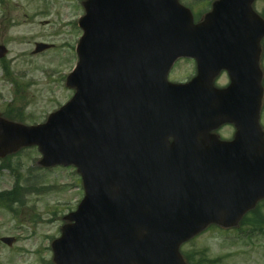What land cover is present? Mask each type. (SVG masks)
<instances>
[{
    "label": "water",
    "instance_id": "obj_1",
    "mask_svg": "<svg viewBox=\"0 0 264 264\" xmlns=\"http://www.w3.org/2000/svg\"><path fill=\"white\" fill-rule=\"evenodd\" d=\"M228 1L234 4L233 0L222 3ZM177 21L174 50L177 55L196 56L200 75L187 89L176 90L175 104L184 91L192 95L201 88L203 79L210 76L207 66L218 68L214 75L226 68L214 55L196 54L203 46L189 42L216 40L226 45L241 36L238 28L212 29V19L193 26L179 5ZM81 26L86 31L80 46L81 64L68 83L78 89L75 99L41 129L29 131L0 121V154L23 143H38L45 164H75L82 173L86 197L78 211L67 217L73 223L63 228L62 238L53 244L56 264H184L179 255L183 242L212 223L236 226L264 198V148L258 125L262 89L257 65L256 72L245 79L234 61L230 88L215 90L212 77L206 90L207 129L235 123L236 140L220 143L208 132L184 136L173 128L175 136L193 137L194 146L201 144L200 136L206 138L209 147L201 144L190 150L189 143L180 138L175 141L180 146L164 151L169 163L162 165L161 147L166 142L157 105L159 60L142 59L143 45L136 39L127 45L128 59L121 65L113 63L109 17L93 7ZM146 47L156 55V44ZM201 105L199 100L197 106ZM71 117L74 132L68 142L60 126ZM171 204L177 210L172 214Z\"/></svg>",
    "mask_w": 264,
    "mask_h": 264
},
{
    "label": "rangeland",
    "instance_id": "obj_2",
    "mask_svg": "<svg viewBox=\"0 0 264 264\" xmlns=\"http://www.w3.org/2000/svg\"><path fill=\"white\" fill-rule=\"evenodd\" d=\"M182 1L194 3V0ZM206 8L197 5L195 13ZM254 9L262 12L264 0H257ZM82 15L78 0H0V43L7 45L15 78L26 88L23 93L15 83L4 80L0 67V112L26 101L28 114L40 123L72 97L73 91L65 87V76L76 64L74 47L81 32L72 24ZM12 22H16L13 27ZM37 42L55 47L34 56L31 51ZM194 73L193 62L182 61L174 66L170 79L184 81ZM227 82L228 78L223 76L218 84L224 86ZM262 118L264 123V115ZM220 135L229 139L233 129L226 127ZM40 158L36 149H28L9 159L10 170H0V192L12 190L16 179L24 187L34 183V190L24 195L23 206H15L13 213L0 208V238L16 239L11 248L0 243V264L50 262L51 242L60 236L64 224L61 218L75 210L83 198L75 169L45 170L38 164ZM35 176L40 178L34 180ZM259 214L264 218V204ZM182 250L183 253L206 251L210 259L219 260L218 264H264V234L254 231L250 224L239 231L213 227Z\"/></svg>",
    "mask_w": 264,
    "mask_h": 264
},
{
    "label": "bare ground",
    "instance_id": "obj_3",
    "mask_svg": "<svg viewBox=\"0 0 264 264\" xmlns=\"http://www.w3.org/2000/svg\"><path fill=\"white\" fill-rule=\"evenodd\" d=\"M161 49H165V48H161Z\"/></svg>",
    "mask_w": 264,
    "mask_h": 264
}]
</instances>
